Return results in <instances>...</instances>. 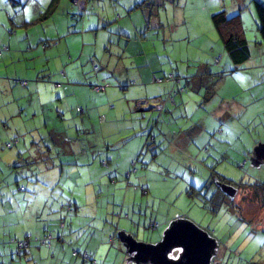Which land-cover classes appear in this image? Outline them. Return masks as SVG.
Instances as JSON below:
<instances>
[{
    "label": "rangeland",
    "instance_id": "obj_1",
    "mask_svg": "<svg viewBox=\"0 0 264 264\" xmlns=\"http://www.w3.org/2000/svg\"><path fill=\"white\" fill-rule=\"evenodd\" d=\"M135 1L144 4L134 9ZM254 1L85 0L80 7L82 0H0V41L9 47L0 55V105L12 101L0 118L12 115L21 131L5 137L0 124V245L24 227L36 244L40 236L29 225L57 233L65 219L75 230L58 261L45 252L39 260L29 247L23 263L82 264L79 255L69 258L73 249L99 264H178L186 226L199 233L191 247L210 245L207 264H264V193L256 189L264 184V45ZM55 2L47 19L21 27L22 17L35 19ZM223 10L244 21L251 63L236 69L210 25ZM53 38L57 46H43ZM148 72L176 78L155 84L140 77ZM171 89L179 91L163 112L136 108L137 100L165 99ZM217 110L226 116L214 123ZM12 138L19 142L5 147ZM63 156L75 163L64 171L55 166ZM69 180L79 186L76 220L46 203L37 222L16 228L14 194H34L32 182L53 191ZM153 222L157 229L148 227ZM1 260L9 264L8 256Z\"/></svg>",
    "mask_w": 264,
    "mask_h": 264
},
{
    "label": "trees",
    "instance_id": "obj_2",
    "mask_svg": "<svg viewBox=\"0 0 264 264\" xmlns=\"http://www.w3.org/2000/svg\"><path fill=\"white\" fill-rule=\"evenodd\" d=\"M82 2L84 5L82 4L80 5V7L85 6V0H82ZM53 4H49L44 10V12H40L39 15L33 21L22 23L21 27H29L31 25H34L36 23L42 22L45 19H47L54 12L57 2H55V5ZM142 4H144V2H142ZM142 4L135 1L134 9L142 7ZM254 8H255L257 21H258V26H257L258 32L261 37V41L264 45V0H255ZM210 21L213 26V29L217 31V33L219 34V37L221 38L223 42L224 50L226 54L228 55L233 68L236 69V68H239V66H241L242 64L244 63L246 64L251 58V54H250L248 41L244 35L243 23L240 18V15L234 14V15L228 16L227 10L225 11L223 10V11H218L212 14L210 16ZM158 23L161 24L160 21ZM59 42L60 40L57 38L42 40V44L44 47L57 46ZM3 48H4V45L0 41V53L2 52ZM35 78L36 80H41L43 77L35 76ZM174 78L176 77H174L173 75H169L163 78V77H157L156 75L152 74V76L149 78L148 81L151 83L158 84V83H163L167 79L172 80L174 82ZM47 79H49V76ZM15 82H17L21 86H25L27 84V81L22 80V79H16ZM129 84L134 85L135 82L130 81ZM106 87L107 85H93L92 89L97 92H102V91H105ZM126 88L127 86L122 87V89H126ZM178 91L179 89L178 90L171 89L167 95L168 98L166 97L165 99L151 97L150 99L137 100L136 108L139 107L138 109H140V107L143 106L144 104L146 105L153 104L152 106L153 110L163 112L165 110L166 105H169L170 103L173 104L175 102L174 93H177ZM180 91H182V89ZM157 104L161 105V108H156ZM76 111L82 112V109L77 108ZM99 120L102 121L103 118L100 117ZM45 127L46 129H48L47 125H45ZM18 142L19 141L17 139H12V141H8L5 143V147L11 148L12 145L17 144ZM58 158L60 162L59 164L61 165L58 166V164L56 163L55 166L58 169H62V171H64L66 166L70 165V167H73V165L75 164L73 162V159L71 158L68 161L69 156L67 158L66 156L58 157ZM39 162L43 163L42 161H39ZM100 163L101 165H104V164L107 165L108 161L106 162L102 161ZM131 164L132 166H134L135 162H131ZM42 165L47 166L48 163L44 162ZM129 174L130 172L127 173V176H129ZM64 184H65V187L59 186L61 184L55 185V187L52 185L51 188H54V189L53 191H49L43 185L35 184L34 182H32L30 189L34 190V194H30L28 192H21L19 195L14 194L13 198L16 204H14L15 202L10 201L11 202L10 203L11 204L10 214L14 216H18V222L16 223V228L23 227V224H30L33 221L37 222L36 217L34 216L38 215V213L43 208H45V205L47 206L46 203L51 204L47 206L49 212L56 211V214L62 213L63 215L68 217L66 219L68 221L76 220V218H71V216L75 215L76 213L75 208H77V205H75V203L71 199H69V197L66 198L67 199V202H66L65 201L66 199L64 196L66 195L65 189L68 190L69 187H71L73 184L76 186L77 183L72 180H69V184L66 181H64ZM19 189L22 190V187ZM256 189H257V194L264 193V184H258L256 186ZM142 190L144 191V189ZM10 196H12V194ZM52 196H56L57 200L54 199ZM62 202L66 204L61 205ZM57 204L61 209H57L56 207ZM61 206H64V207H61ZM61 210H63L64 212H61ZM58 222H59L58 224L59 230L57 233H54L52 231L47 233L46 231H44L45 228L39 227L37 224L29 225L28 227H31V229H34L36 231V235L39 234L38 236H40L39 239L35 242L36 244H33V245L30 244L33 239V233L31 231H28L26 227H24L25 229H22V230L19 229L18 231H14V232L12 231L10 235L5 237L3 246L0 245V264H3V261L1 259L7 256H8L9 264H25V262L23 263L22 257L23 255L27 256V251H28L27 249L29 247L34 249L33 253L37 254L39 260H43V258H41V253L45 252L46 255L44 256L49 257L50 255H53V254L57 255L56 260L58 261V258L61 254L60 253L55 254L53 246H52V242L54 241L55 243L59 244L61 251H63L64 249L62 245L60 244L61 239L62 241L66 239L67 243H69L70 241L72 244L73 235H74L73 232L75 230L74 228H71V227L67 228L65 219L63 220L60 219ZM3 227H4L3 225L0 226V228H3ZM148 227L154 230V229H157L159 225L158 223L153 222V223H149ZM2 239L3 238H0V240ZM108 242H109L110 247L115 246L116 245L115 237L110 236ZM101 244H105V242L103 243L101 242L99 245ZM70 251H71L70 253L71 256H69V258L72 257L71 259H73L74 257L75 259V257L79 255L82 264H99L97 260L92 258L90 254H88L86 251H83L81 253L73 249L72 250L70 249ZM60 264H63V263L61 262Z\"/></svg>",
    "mask_w": 264,
    "mask_h": 264
},
{
    "label": "crops",
    "instance_id": "obj_3",
    "mask_svg": "<svg viewBox=\"0 0 264 264\" xmlns=\"http://www.w3.org/2000/svg\"><path fill=\"white\" fill-rule=\"evenodd\" d=\"M84 5V4H83ZM210 18V17H209ZM22 21H21V24L22 23H24V22H30V21H33L34 19H32V20H25V19H23V17H22V19H21ZM241 20H242V23H244V21H243V19L241 18ZM159 24V23H158ZM210 25L212 26V24H211V21H210ZM213 27V26H212ZM259 33V32H258ZM244 35H245V37H246V34L244 33ZM164 37H167L168 36V32H165L164 33V35H163ZM7 47V48H6ZM9 47L8 46H5L4 45V49L2 50V52L5 50V49H8ZM2 52L0 53V55L2 54ZM261 53L263 52L262 51V49H261V51H260ZM251 63V59H249V61L247 62V63ZM258 67H262V65H257ZM34 71L35 70H33V73H34ZM139 75V74H138ZM30 76V75H29ZM31 76H33V74L31 75ZM34 77V76H33ZM140 77H142L143 78V80H149V78H150V75H149V72L147 73V74H145V75H142L141 74V76ZM35 78V77H34ZM16 81V80H15ZM14 81V83H16V84H18L17 82H15ZM73 84V83H72ZM20 85V84H19ZM242 88H243V85H241V84H239ZM21 86V85H20ZM48 87V86H47ZM255 87V86H254ZM12 92V90H10V93ZM259 92H264V90H259ZM12 94V93H11ZM154 98H163V97H160V95L159 96H154ZM232 98V97H231ZM255 98H261V97H256V95H255ZM12 104V101H7V102H3V104L2 105H0V108H3V107H8L9 106V104ZM13 105H15V100L13 101ZM41 106H43V103H41ZM18 107V106H17ZM223 116H226L223 112H221V110H217V115H213L211 118H212V121L214 122V123H216V121L219 119V118H223ZM2 117V116H1ZM11 118H13V116L12 115H10L9 117H7V116H5V117H3V118H0V124H1V126H2V128L4 129V131H5V133H4V135H5V137L6 136H10V134H12L13 132H15V133H21V131L17 128V127H15V126H13L12 124H11V120L10 119ZM215 120V121H214ZM10 122V126L8 125V123ZM0 126V127H1ZM37 129H31L30 131L31 132H35ZM1 134V133H0ZM22 135H23V133H22ZM163 137L165 138V139H170L171 137H170V134L169 133H165V134H163ZM12 139H14V138H12ZM175 148V147H174ZM56 165V164H55ZM46 168H50V163H48V165L46 166ZM56 183H59V181H57ZM52 184H54V182L52 181ZM54 187H55V184L53 185ZM60 186V185H59ZM78 188V186L76 185H72L71 187H69L68 188V194H69V199H71L72 200V198L74 197L73 195H74V193H77V188ZM73 193V194H72ZM72 194V195H71ZM77 203V202H76ZM76 210V209H75ZM78 210H80V209H78L77 208V210H76V212L78 211ZM67 240L65 239V240H63V242H66ZM61 242H62V239H61ZM61 244V243H60ZM68 244H71V242L69 241V243ZM52 246H53V249H54V252H55V254H58V253H60L61 252V249H60V247H59V244H57V243H55L54 241L52 242ZM54 255V254H53ZM50 257V256H49Z\"/></svg>",
    "mask_w": 264,
    "mask_h": 264
},
{
    "label": "water",
    "instance_id": "obj_4",
    "mask_svg": "<svg viewBox=\"0 0 264 264\" xmlns=\"http://www.w3.org/2000/svg\"><path fill=\"white\" fill-rule=\"evenodd\" d=\"M262 148V149H261ZM259 148V151H262L264 147L262 146ZM186 226L180 227L179 234H181L179 241L181 242L182 248L184 250V253L186 254V257L181 259V262L178 264H207L208 263V249L210 247L207 246L205 248L204 246L195 245L194 247H191L189 244V241L193 238V240L198 239L199 233L196 230V228H192L191 230L185 229ZM163 247V244L160 245V251ZM147 252V251H145Z\"/></svg>",
    "mask_w": 264,
    "mask_h": 264
},
{
    "label": "built area",
    "instance_id": "obj_5",
    "mask_svg": "<svg viewBox=\"0 0 264 264\" xmlns=\"http://www.w3.org/2000/svg\"><path fill=\"white\" fill-rule=\"evenodd\" d=\"M156 108H161V105H158V104H157V105H156Z\"/></svg>",
    "mask_w": 264,
    "mask_h": 264
}]
</instances>
